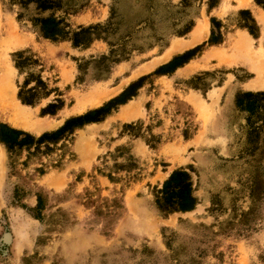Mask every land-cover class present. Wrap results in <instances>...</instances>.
<instances>
[{
	"label": "rangeland",
	"instance_id": "374dc122",
	"mask_svg": "<svg viewBox=\"0 0 264 264\" xmlns=\"http://www.w3.org/2000/svg\"><path fill=\"white\" fill-rule=\"evenodd\" d=\"M0 83V264H264V0H0Z\"/></svg>",
	"mask_w": 264,
	"mask_h": 264
},
{
	"label": "trees",
	"instance_id": "16d2710c",
	"mask_svg": "<svg viewBox=\"0 0 264 264\" xmlns=\"http://www.w3.org/2000/svg\"><path fill=\"white\" fill-rule=\"evenodd\" d=\"M92 115L93 112L81 118L73 119L68 123L79 120L87 122L91 120L90 117ZM0 139L9 148H12L17 145L24 146L30 144L33 138L29 134L12 128L7 124H0ZM158 193L157 204L162 209L188 211L195 207L196 198L193 194V182L187 171H174L164 182L163 187Z\"/></svg>",
	"mask_w": 264,
	"mask_h": 264
},
{
	"label": "bare ground",
	"instance_id": "6f19581e",
	"mask_svg": "<svg viewBox=\"0 0 264 264\" xmlns=\"http://www.w3.org/2000/svg\"><path fill=\"white\" fill-rule=\"evenodd\" d=\"M2 87L3 86L0 83V105H4L6 102H10L14 98V93H13L12 89H8V88L3 89ZM11 108H12L10 110L11 116L9 117V122L11 124H13L14 126L27 128V129H30L34 132H39L45 127L54 126L53 124H50V123H48V125H44L43 122L41 123V122L30 121V120H28V117L24 113H21V111L17 107H15V108L11 107ZM24 110H23V112H24ZM29 114H30V112H29ZM29 114H27V115H29Z\"/></svg>",
	"mask_w": 264,
	"mask_h": 264
}]
</instances>
